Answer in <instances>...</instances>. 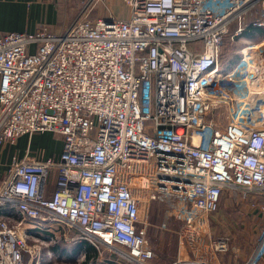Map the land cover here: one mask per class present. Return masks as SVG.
I'll return each mask as SVG.
<instances>
[{
    "label": "built area",
    "instance_id": "1",
    "mask_svg": "<svg viewBox=\"0 0 264 264\" xmlns=\"http://www.w3.org/2000/svg\"><path fill=\"white\" fill-rule=\"evenodd\" d=\"M106 1L83 0L58 33L0 35V146L61 138L56 157L13 159L0 182V264H38L29 240L43 229L74 231L111 262L154 264L147 233L167 229L151 224L153 203L192 228L224 191L264 201V38L238 80L220 66L231 24L239 35L240 16L264 0H117L126 18H91ZM263 249L264 228L245 264Z\"/></svg>",
    "mask_w": 264,
    "mask_h": 264
},
{
    "label": "rangeland",
    "instance_id": "2",
    "mask_svg": "<svg viewBox=\"0 0 264 264\" xmlns=\"http://www.w3.org/2000/svg\"><path fill=\"white\" fill-rule=\"evenodd\" d=\"M82 4L83 0H75V2H72L71 6H69L70 9L73 8L76 10L75 16L79 13ZM43 11V16L39 15L38 18L36 15L33 16V13L30 15L31 20H38V22L36 21L37 26L39 22H41L40 26L44 27L46 26L44 24L48 21L47 10L43 9ZM109 13H111L114 18L124 19L128 16V9L117 0H107L105 5L100 4L95 7L90 17H107V14ZM75 16L66 22L63 27H67L74 20ZM254 17L264 19V3L255 6L240 16L242 32L239 33V35H235V30L238 27L237 22H233L230 26L220 55V66L227 70V72L239 62L242 56L241 52L247 45L261 44L263 41L264 34H261L260 32L250 34V31L246 28L250 25ZM248 52L251 54L253 51L251 50ZM243 67L244 69L246 68V66ZM248 67L251 66L248 65ZM234 78H241L240 74H235ZM215 120L223 129L227 118L226 115H224ZM46 133L47 134H40H44L45 136L41 140L36 139V142L33 141L32 145L31 142H29V146L32 149L31 152L36 151L35 154L38 156L39 154H42L41 152H46V154L49 153L51 156H55L58 153L61 138L58 135L48 132ZM49 187L53 188V186ZM246 199H248V197H243L237 192L224 191L221 195L216 211L212 215H209L207 219H202V221L198 222V224L192 228L185 227L183 222L181 223L172 219L168 214V206L163 201L153 203L150 209L151 224H164L167 230L160 232L158 230L156 231V229H149L147 233V241L150 246L152 243H179V240L182 241V243H214L218 239H226L227 243H258L264 228V222L259 229L258 234L255 235L253 229L256 226V223L251 221L253 216H250V214L248 216L239 210L234 211L235 208H243L245 203L249 206L250 202ZM251 207L252 209H255L254 205H251ZM251 207L249 206V208ZM188 231H190V233H188ZM53 232L55 231L53 230ZM179 232L181 233L180 235H178ZM52 234L53 233L47 232L43 229L39 231L40 237L37 243H32V240H29V245L34 244L35 251L37 249L39 251L38 264H82V255H78L77 258H72V254L69 252V250L75 246L74 242L78 241L71 240L73 236L76 235L75 232L70 231L64 234L60 233L58 236ZM50 236L52 238L53 236H56V238L50 240L52 239L49 238ZM95 251V264H118L117 262H111L112 256L105 248L100 247L98 251ZM162 252L165 255H169L167 254L168 250ZM26 264L29 263L26 262ZM89 264H91V261Z\"/></svg>",
    "mask_w": 264,
    "mask_h": 264
},
{
    "label": "crops",
    "instance_id": "3",
    "mask_svg": "<svg viewBox=\"0 0 264 264\" xmlns=\"http://www.w3.org/2000/svg\"><path fill=\"white\" fill-rule=\"evenodd\" d=\"M72 2L74 3L75 0H0V35L11 32L33 33L37 31L41 27V22H39L37 26L36 21L38 22V20H31L30 15L33 13V16L36 15L37 18L39 15L43 16V9H46L48 13V21H45L46 23L44 25L46 26L44 27H46L50 32L58 33L60 30L65 28L63 25L76 14L75 9L69 8ZM224 71L227 70L224 69ZM44 134L22 136L19 137L12 145L6 144L0 146V182L5 177L7 169L13 159H22L26 154H28L32 157H36L37 159L44 160L47 158H54L60 153L61 141L58 153L55 156H51L49 153L46 154V152H41L42 154H39L38 156L35 154L36 151L31 152L32 149L29 146V142H31L32 145L33 141H37L36 139H43L45 136ZM49 190L51 192L52 187H50ZM246 200H249V206L251 207V205H254L255 209H252V207L249 208L247 203L244 201L245 206L243 208L238 207L239 209L235 208L234 211L239 210L248 216L249 214L250 216H253L251 221L256 223L253 230L255 235H257L259 229L263 225L264 214H261L256 208L263 204L264 201L262 199H254L251 201L249 197ZM0 215H6V211L4 209H0ZM11 219L17 221L19 218L17 215H13ZM160 232L162 231L160 230ZM180 234L178 233V235ZM211 245L212 243H182L180 240L179 243H152L151 246L149 244V246L153 248L151 249L154 252V260L152 261L154 264H164L176 259L205 261L209 264H243L247 263L251 259L258 247V243H228L227 251L217 254L213 251ZM167 250V254L169 255H165L162 252H166ZM72 251V249L69 250L71 253ZM78 255L83 256V253H72L71 257L77 258ZM256 264H264V251L257 260Z\"/></svg>",
    "mask_w": 264,
    "mask_h": 264
},
{
    "label": "trees",
    "instance_id": "4",
    "mask_svg": "<svg viewBox=\"0 0 264 264\" xmlns=\"http://www.w3.org/2000/svg\"><path fill=\"white\" fill-rule=\"evenodd\" d=\"M246 28H248V31H250V34H253L254 32H260L261 34H264V29L263 28H257L251 25L247 26ZM245 30V29H244ZM251 199V201H253L254 199H260V198H253V197H249ZM220 202V201H219ZM72 253H83V262L82 264H89V262L91 261V264H95V260H96V256H95V250L92 246H90L88 243H86L85 241H81L80 243H76L75 246L72 248ZM71 253V254H72ZM172 262V261H171ZM170 262H166L164 264H167ZM99 264V263H97Z\"/></svg>",
    "mask_w": 264,
    "mask_h": 264
},
{
    "label": "bare ground",
    "instance_id": "5",
    "mask_svg": "<svg viewBox=\"0 0 264 264\" xmlns=\"http://www.w3.org/2000/svg\"><path fill=\"white\" fill-rule=\"evenodd\" d=\"M262 43V42H261ZM260 45H263V44H253V45H247L245 48H244V50L241 52L242 53V56H241V59L239 60V62L235 65V66H233L232 67V69H230V71H225V73H227V74H235V73H237V71L242 67L241 65H244V63H248L249 61H248V55H249V52L248 51H251V50H254V49H257ZM240 61H243L242 63L243 64H241L240 65ZM238 65H240V66H238ZM219 79H221V77H223V75L221 74L220 76H217ZM236 80H238V78L236 79Z\"/></svg>",
    "mask_w": 264,
    "mask_h": 264
}]
</instances>
